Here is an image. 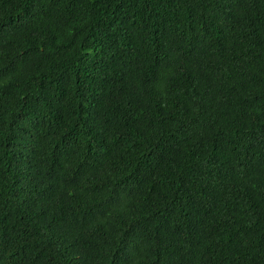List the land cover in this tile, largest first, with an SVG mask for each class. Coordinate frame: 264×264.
<instances>
[{
    "label": "trees",
    "instance_id": "1",
    "mask_svg": "<svg viewBox=\"0 0 264 264\" xmlns=\"http://www.w3.org/2000/svg\"><path fill=\"white\" fill-rule=\"evenodd\" d=\"M0 264H264V0H0Z\"/></svg>",
    "mask_w": 264,
    "mask_h": 264
}]
</instances>
